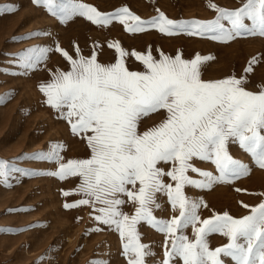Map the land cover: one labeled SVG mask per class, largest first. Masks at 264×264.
I'll return each mask as SVG.
<instances>
[{"label": "snow or ice", "instance_id": "6c2138e0", "mask_svg": "<svg viewBox=\"0 0 264 264\" xmlns=\"http://www.w3.org/2000/svg\"><path fill=\"white\" fill-rule=\"evenodd\" d=\"M33 3L43 5L61 23L82 17L104 27L118 21L133 34L151 28L170 37L186 35L225 44L239 37H264V0H246L234 10L209 5L215 19L180 22L162 13L143 21L126 7L104 15L80 0ZM13 11L3 8L0 14ZM108 47H115V63H100L96 52L85 57L78 47L74 58L57 46L55 50L69 63V70L55 72L49 82L40 85L47 105L62 114L72 134L90 149L89 158L62 162L61 146L53 144L48 153L33 157L57 163L58 170L51 175L61 180L79 178L75 194L81 198L66 203L65 209L92 208L96 222L118 232L127 264H147V258L155 255L149 245L141 243V223L165 237L160 264H176L177 260L182 264H225L226 258L232 264H264V202L251 207L244 204L249 214L241 218L227 212L202 218L200 209L207 205L185 194L186 187L210 190L250 175L251 167L231 155L230 144L238 145L252 164L264 170V87L249 91L247 78L234 75L203 80V67L213 57L199 54L188 60L179 52L174 57L161 53L156 59L151 50L133 51L130 55L144 71H131L124 60L129 53L118 44ZM49 51L34 48L17 59L21 67L34 69ZM253 63L257 61L250 63L246 73L253 71ZM161 110L165 118L159 124L138 131L143 119ZM194 161L210 162L216 174L196 167ZM161 165H168V170ZM19 171L0 160V184L10 186L12 173ZM71 194L62 193L65 197ZM160 196L167 199L173 213L170 219L154 215L161 208ZM125 205L134 214L125 213ZM189 228L191 238L186 234ZM214 234L227 238L228 243L212 249L208 238Z\"/></svg>", "mask_w": 264, "mask_h": 264}, {"label": "rangeland", "instance_id": "374dc122", "mask_svg": "<svg viewBox=\"0 0 264 264\" xmlns=\"http://www.w3.org/2000/svg\"><path fill=\"white\" fill-rule=\"evenodd\" d=\"M95 7L104 15L128 8L132 15L143 21L155 19L159 14L173 21H211L216 13L209 5L234 10L246 0H80ZM13 8V12L0 14V160L7 161L19 172L12 173L8 187L0 184V264H127L122 252L121 238L114 230L95 221V212L89 206L65 209L66 203L77 202L79 178L64 180L51 175L58 164L36 160L37 154H46L50 145L61 146L62 162L90 157L84 140L74 136L62 114L46 103L40 85L50 81L57 71H68L69 63L56 52L59 46L74 58L76 48L85 57L93 52L103 64L115 63V47L126 53L124 60L131 71H144L142 64L130 55L133 51L151 54L156 59L163 53L174 57L178 52L191 60L197 54L213 57L202 70V79L216 81L230 76L246 77L245 87L258 92L264 87V37H239L230 43H219L208 38L186 35L167 36L156 29L143 33H129L118 21L108 26L92 24L86 18L76 17L65 23L53 17L43 5L33 0H0V9ZM129 23H131L129 21ZM226 23V22H225ZM246 23H250L246 21ZM34 48H47L45 61L34 69L20 66L18 56ZM253 71L246 73L250 63ZM165 118L161 110L140 122L143 132ZM231 155L251 167L250 175L230 184H218L209 189L186 187L185 194L207 207L200 215L208 218L227 212L234 218L249 214L244 204L258 206L264 202V170L252 164L249 155L230 144ZM196 167L216 174L210 162L194 161ZM168 170V165H161ZM22 173H35L24 175ZM190 175H192L190 173ZM194 179H199L193 176ZM165 182L168 181L165 178ZM236 189H241L237 192ZM73 193L67 197L63 192ZM161 208L154 212L160 219L173 215L167 199L158 197ZM123 211L134 214L130 205ZM141 243L149 245L154 256L147 264H160L164 259V235L144 223L138 225ZM191 238L192 229L186 230ZM212 249L228 243L227 238L211 235ZM176 264H182L177 260ZM225 264H232L230 258Z\"/></svg>", "mask_w": 264, "mask_h": 264}]
</instances>
